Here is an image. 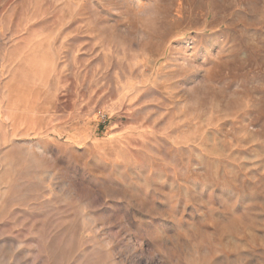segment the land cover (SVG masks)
Masks as SVG:
<instances>
[{"label":"rangeland","instance_id":"374dc122","mask_svg":"<svg viewBox=\"0 0 264 264\" xmlns=\"http://www.w3.org/2000/svg\"><path fill=\"white\" fill-rule=\"evenodd\" d=\"M133 3L0 0V264H264V0Z\"/></svg>","mask_w":264,"mask_h":264},{"label":"clouds","instance_id":"9594fccd","mask_svg":"<svg viewBox=\"0 0 264 264\" xmlns=\"http://www.w3.org/2000/svg\"><path fill=\"white\" fill-rule=\"evenodd\" d=\"M132 10L142 30L154 32L159 29L164 18L159 0H134Z\"/></svg>","mask_w":264,"mask_h":264},{"label":"built area","instance_id":"2783aa9c","mask_svg":"<svg viewBox=\"0 0 264 264\" xmlns=\"http://www.w3.org/2000/svg\"><path fill=\"white\" fill-rule=\"evenodd\" d=\"M97 114L102 124H106L109 121V116L106 112L98 110Z\"/></svg>","mask_w":264,"mask_h":264},{"label":"crops","instance_id":"0c3cea01","mask_svg":"<svg viewBox=\"0 0 264 264\" xmlns=\"http://www.w3.org/2000/svg\"><path fill=\"white\" fill-rule=\"evenodd\" d=\"M82 110H84V109H82ZM81 139H85L86 138V136H84V135H81V137H80ZM90 143V142H89ZM93 145L95 144V142H91Z\"/></svg>","mask_w":264,"mask_h":264}]
</instances>
